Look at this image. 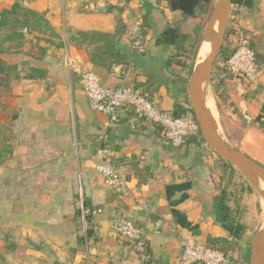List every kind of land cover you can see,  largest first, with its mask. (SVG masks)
Here are the masks:
<instances>
[{"label": "crops", "instance_id": "obj_1", "mask_svg": "<svg viewBox=\"0 0 264 264\" xmlns=\"http://www.w3.org/2000/svg\"><path fill=\"white\" fill-rule=\"evenodd\" d=\"M88 2L97 3L102 11L82 12L81 5ZM15 3L41 16L48 28L33 32L20 48L14 43L2 54L20 73V80L0 97V123L12 145L0 167V251L4 261L179 264L183 240L220 238L236 242L235 264H248L252 226L245 220L243 206L224 186L230 225L240 229L238 240L236 232L229 233L216 222L213 200L219 194L220 180L211 173L213 162L206 149L194 140L181 148L169 146L155 126L124 107L109 125L107 116L89 108L80 86L85 70L110 89L120 85V78L110 75L111 60L106 54L110 44V50L128 58L127 65H119L118 70L128 73L126 87L165 112L187 110L189 74L168 65L175 54L173 47L155 44L165 28L166 10L156 0H0V17ZM17 12L8 20L19 19ZM132 15L142 22L144 49L140 53H132L130 48ZM230 18L248 36L258 74L254 83L233 80L228 100L220 105L227 117L244 125L253 144L261 145V151L246 156L264 166V130L251 127L264 103V0H253L251 11L231 6ZM32 69L44 71L45 76H34ZM208 97L211 113L210 104L213 100L216 105L217 100L213 91ZM101 135L108 136L110 161L120 168L124 190L109 189L95 171ZM186 183L189 189L177 190L167 199V188ZM82 209L99 210L87 216L85 230ZM259 209L256 202L251 210L256 221ZM116 218L142 230L148 262L140 258L136 245L111 230L110 221ZM87 229L91 231L89 240Z\"/></svg>", "mask_w": 264, "mask_h": 264}, {"label": "trees", "instance_id": "obj_2", "mask_svg": "<svg viewBox=\"0 0 264 264\" xmlns=\"http://www.w3.org/2000/svg\"><path fill=\"white\" fill-rule=\"evenodd\" d=\"M211 1L212 0H156L157 6L166 10V24L164 30L157 37L155 44L157 46H162L163 48L173 47L175 49V54L169 60L168 65H171L180 71L185 70L187 73L192 70L193 63H191L192 59L189 55L194 53L196 49V43L199 40L201 26L198 23V20L205 14L206 10L211 4ZM231 6L234 8H242L251 11L253 0H231ZM17 11H20V18L9 21L8 16L17 14ZM167 14H170L171 16L168 17ZM47 28L48 24L41 16L21 8L17 3L12 6L10 11L2 12L0 17V97L3 92L8 91L11 88L13 83H16L20 80V73L17 65L4 60L2 58V54L10 51V48L14 43L16 48H20L25 43L27 37L30 34L37 30L47 31ZM5 30H8L9 32L4 34ZM23 30L26 31L25 34H22ZM240 36H242L244 40L248 41L250 47L252 48L247 34L237 27L233 22V19L230 18L229 24L225 31L224 42L221 47V51L214 62L211 76L212 91L215 99L219 102H226L228 100L230 94V83L236 78H240L231 75L225 68V62L235 51ZM6 43L11 44L9 45L10 47H4V44ZM106 54L111 60L110 67L112 65L123 66L127 65L128 63V58L118 55L116 52L114 53L112 50H110V44L107 46ZM31 72L34 76H38L39 78L45 76V72L39 69H32ZM184 112L180 114L175 113L173 115H181ZM251 125V127L264 130V103L262 104L258 114L253 118ZM156 128L159 130V133L162 136L161 129L158 127ZM11 151L12 145L10 144V136L9 134L3 133V129L0 124V167L2 166L4 160L10 155ZM221 160L223 161V159ZM224 163L231 168V166L226 161ZM259 165L263 166L262 164ZM189 187L190 185L186 183L182 186H172L167 188L166 197L168 200H170L172 194L175 191L182 189L187 190ZM218 187L219 194L215 196L213 200V212L215 220L224 230L228 231L229 233L236 232L235 239L238 240L239 237L237 235L240 229L238 227H231L230 225L228 215L229 208L226 204L227 198L225 188H221L220 186ZM185 197L186 196H184V199ZM170 204L173 206L175 203L172 201ZM173 213H175L176 216L178 215L175 211H173ZM178 218L181 221L184 220L181 216ZM181 224L184 225L183 223ZM194 228L195 227L190 229L193 231ZM90 237L91 231L87 229L86 240H89ZM81 240L83 242L84 238H81ZM123 240L126 243H130L125 239ZM201 243L222 252V254L228 260V264L230 262H233L234 264L237 263L238 259L236 258V253L239 250L236 242L229 243L220 238H216L212 240H203ZM143 248L146 255L148 256V260H145V262H148L150 259V254L148 252L146 242L143 243Z\"/></svg>", "mask_w": 264, "mask_h": 264}, {"label": "built area", "instance_id": "obj_3", "mask_svg": "<svg viewBox=\"0 0 264 264\" xmlns=\"http://www.w3.org/2000/svg\"><path fill=\"white\" fill-rule=\"evenodd\" d=\"M121 4L125 6L123 2ZM80 9L82 12L92 14L102 11V8L95 2L84 3ZM130 21V48L132 53H140L144 49L141 36L142 22L135 15L131 16ZM23 32L26 31L23 30ZM120 68L119 65L110 67V75L121 80L120 85L114 89L102 85L93 72L89 70L82 72L80 86L92 111L107 116L109 125H111L117 120L118 110L124 107L131 110L138 118L160 128L163 140L173 148L183 147L188 140H194L201 148L207 147L190 107L183 114L177 116L161 110L139 92L126 87L125 81L128 73H119ZM225 68L235 77L243 78L249 83L256 82L258 68L254 51L242 36L239 37L235 51L225 62ZM98 141L99 147L96 150V155L100 162L95 166L96 173L109 189H126V182L120 168L110 161L108 136L101 135ZM98 212L99 210L89 212L81 210L80 219L84 230L87 216L95 215ZM110 228L116 235L136 245L142 260H148L143 248L144 233L140 228L123 218L111 220ZM179 264H228V260L217 249L210 248L201 242L183 240Z\"/></svg>", "mask_w": 264, "mask_h": 264}, {"label": "water", "instance_id": "obj_4", "mask_svg": "<svg viewBox=\"0 0 264 264\" xmlns=\"http://www.w3.org/2000/svg\"><path fill=\"white\" fill-rule=\"evenodd\" d=\"M230 10L231 0H215L201 33V42L209 44V51L204 60L192 69L187 82L189 103L207 147L237 170L264 203V167L225 144L218 125L206 106V85L210 82L213 64L224 42ZM258 181L261 187L258 186ZM248 264H264V225L250 242Z\"/></svg>", "mask_w": 264, "mask_h": 264}, {"label": "rangeland", "instance_id": "obj_5", "mask_svg": "<svg viewBox=\"0 0 264 264\" xmlns=\"http://www.w3.org/2000/svg\"><path fill=\"white\" fill-rule=\"evenodd\" d=\"M214 2L215 0L211 1V4L209 8L206 10L205 14L198 20V23L201 26L199 40L196 43V49L194 53L193 54L191 53V55H189L190 58L192 59L191 63H193V68L197 64L201 63V61L204 59V58L202 59L199 56V51L203 44L201 42V33L208 20V17L210 15ZM2 58L5 60L10 59L6 55L2 56ZM191 72L192 70L188 72L189 77H190ZM206 87H207L206 96L208 97V94H211L212 92L211 79H210L209 84L206 85ZM210 96L212 97V95ZM220 104L224 105L222 102H219V101H216V105H215L212 100V103L210 104V109H211V114L218 125L219 134L221 138L224 140L225 144L228 145L229 147H233V149H235L236 151H238L239 153L243 155L251 153L252 151H255V150L261 151V145L259 143L253 144L249 140V137H248L249 135L247 133L246 134L244 133V125L240 121H235L227 117L225 113V109L223 110ZM0 120H2V118ZM205 149H206V152L209 154V156L212 158L213 168L211 170V173L219 178L220 187L222 186L226 187V190H228L231 196L234 195V198L237 199V202L239 201L238 203L243 206V210L246 213L245 220L249 225L252 226L250 229L251 236H255V234L264 225V203L260 200L258 194L254 191V189L251 187L249 182L237 170H235L232 167L231 168L228 167L224 163L225 161L224 160L222 161L220 157H218L217 154L211 151L208 147H206ZM247 157L253 161H256L251 156H247ZM258 186L261 187V183L259 181H258ZM256 202L258 206H260V209L258 210V215H257L258 221H256V218L254 217V213L252 214L251 212V210L254 211ZM0 264H10L4 261L2 251H0Z\"/></svg>", "mask_w": 264, "mask_h": 264}, {"label": "bare ground", "instance_id": "obj_6", "mask_svg": "<svg viewBox=\"0 0 264 264\" xmlns=\"http://www.w3.org/2000/svg\"><path fill=\"white\" fill-rule=\"evenodd\" d=\"M216 28V27H215ZM208 51H209V44H207V43H204V44H202V46H201V48H200V51H199V56L203 59V58H205V56H206V54L208 53ZM204 60V59H203ZM202 60V61H203ZM201 61V62H202ZM207 106V105H206Z\"/></svg>", "mask_w": 264, "mask_h": 264}]
</instances>
